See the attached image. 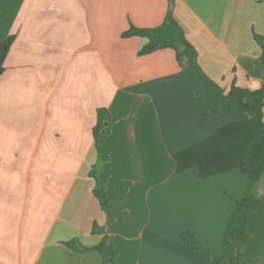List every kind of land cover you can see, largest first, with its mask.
I'll return each instance as SVG.
<instances>
[{
    "label": "crops",
    "instance_id": "0c3cea01",
    "mask_svg": "<svg viewBox=\"0 0 264 264\" xmlns=\"http://www.w3.org/2000/svg\"><path fill=\"white\" fill-rule=\"evenodd\" d=\"M168 10L211 80L225 91L261 86L252 34L264 36V0H0V41L15 36L0 75V264H102L97 251L64 245H97L93 221L107 225L116 264H207L182 245L185 230L222 254L244 193L238 163L259 125L222 112L200 126L219 100L173 50L137 56L145 41L122 37L158 27ZM99 109L109 116L97 172L109 220L89 175ZM253 194L264 196V176ZM247 230L244 260L264 264V211Z\"/></svg>",
    "mask_w": 264,
    "mask_h": 264
},
{
    "label": "trees",
    "instance_id": "16d2710c",
    "mask_svg": "<svg viewBox=\"0 0 264 264\" xmlns=\"http://www.w3.org/2000/svg\"><path fill=\"white\" fill-rule=\"evenodd\" d=\"M132 36L145 41L138 50L137 56L148 55L162 49L173 50L179 67L199 80L206 95L219 100L218 104H211L201 111L199 115L200 126L204 125L214 115L222 112L238 115L244 124L259 125L253 141L238 163V171L245 178L244 193L239 200L233 201V208L225 222L220 240L222 254L220 256L213 255L209 248L202 245L188 230L183 231L178 236L186 249L196 253L207 264H221L223 260L232 264H247L243 255V247L248 237L247 217L252 213L264 211V196L253 194L254 186L264 176V74L258 89L251 90L232 84L225 91L202 71L197 63L196 50L186 40L182 28L175 21L170 10L167 11L163 22L158 27L138 29L131 26L126 33L122 34L123 38ZM252 37L260 49L259 60L264 66V36L253 33ZM14 40L15 36L12 35L0 41V75L4 71V61ZM187 96L190 101L198 99L190 88L187 89ZM108 120L109 116L106 110L99 109L96 123L92 129L97 162L92 166L89 174L94 182L92 194L107 220L111 217L110 202L106 197L103 184L97 178V172L100 163L106 160L99 154L98 141ZM126 189L127 184L122 185L120 194L124 193ZM118 219L121 217L118 216ZM106 226H99L96 221L92 222L91 234L99 235L100 241L91 248L81 246L76 240L67 241L64 245L76 252L95 250L101 255L102 264H116L117 248L109 239Z\"/></svg>",
    "mask_w": 264,
    "mask_h": 264
},
{
    "label": "rangeland",
    "instance_id": "374dc122",
    "mask_svg": "<svg viewBox=\"0 0 264 264\" xmlns=\"http://www.w3.org/2000/svg\"><path fill=\"white\" fill-rule=\"evenodd\" d=\"M197 80H198V79H197ZM118 216L122 217V214H116L115 217L118 219ZM111 218H112V215H111V217H110L109 219H111ZM109 219H108V220H109ZM118 220H120V219H118Z\"/></svg>",
    "mask_w": 264,
    "mask_h": 264
}]
</instances>
